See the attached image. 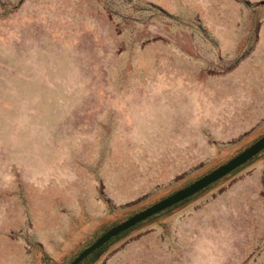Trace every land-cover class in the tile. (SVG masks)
Masks as SVG:
<instances>
[{"label":"rangeland","instance_id":"obj_1","mask_svg":"<svg viewBox=\"0 0 264 264\" xmlns=\"http://www.w3.org/2000/svg\"><path fill=\"white\" fill-rule=\"evenodd\" d=\"M264 134V0H0V264H68ZM78 264H264V148Z\"/></svg>","mask_w":264,"mask_h":264},{"label":"water","instance_id":"obj_2","mask_svg":"<svg viewBox=\"0 0 264 264\" xmlns=\"http://www.w3.org/2000/svg\"><path fill=\"white\" fill-rule=\"evenodd\" d=\"M263 148L264 134H262L259 138H257L254 142H252L244 149H242L240 152H238L222 164L218 165L214 169L210 170L209 172L203 174L196 180L168 194L167 196L161 198L160 200L147 206L146 208L132 214L125 220L106 229L91 244L81 250L68 264H78L85 256H87L92 251L96 250L109 239L117 236L119 233L127 230L128 228L150 217L151 215L165 210L192 196L196 192L204 189L211 183L222 178L227 173L233 171L234 169L251 159Z\"/></svg>","mask_w":264,"mask_h":264},{"label":"trees","instance_id":"obj_3","mask_svg":"<svg viewBox=\"0 0 264 264\" xmlns=\"http://www.w3.org/2000/svg\"><path fill=\"white\" fill-rule=\"evenodd\" d=\"M187 199V198H186ZM184 201V200H183Z\"/></svg>","mask_w":264,"mask_h":264}]
</instances>
